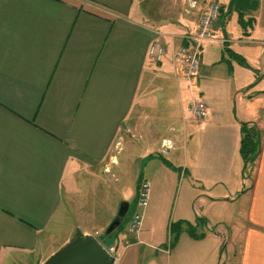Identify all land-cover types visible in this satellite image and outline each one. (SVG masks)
<instances>
[{
	"label": "crops",
	"instance_id": "0c3cea01",
	"mask_svg": "<svg viewBox=\"0 0 264 264\" xmlns=\"http://www.w3.org/2000/svg\"><path fill=\"white\" fill-rule=\"evenodd\" d=\"M146 1L0 0V264H42L79 232L101 240L124 202L116 147L176 157L158 130L175 129L169 103L182 108L167 83L178 89L171 52L187 42L166 36L160 62L148 50L157 32H194L200 16L174 20ZM224 16L222 6L216 28ZM205 103L207 117L194 122L217 135L222 157L202 149L185 164L192 209L186 232L175 234V264H264V87L236 97L235 110L229 100ZM242 123L261 137L249 173L240 164ZM154 169L139 181L151 184ZM156 226L145 236L144 218L136 235L119 231L114 264H163L167 252L154 255L145 238L154 240Z\"/></svg>",
	"mask_w": 264,
	"mask_h": 264
},
{
	"label": "rangeland",
	"instance_id": "374dc122",
	"mask_svg": "<svg viewBox=\"0 0 264 264\" xmlns=\"http://www.w3.org/2000/svg\"><path fill=\"white\" fill-rule=\"evenodd\" d=\"M205 1L200 0V5ZM207 1H215L222 5L225 16L222 20L223 24L214 30L216 40L204 43L200 50V57L205 66L189 81L188 77L181 72L182 66L179 65L178 89L174 81L167 83L174 93L180 95L182 108L179 100L169 103V97L173 95V92L169 97L167 95V102L173 115L171 123L175 125V129L169 131L164 126H160L158 132L160 131L161 136L173 140L171 146H176V157L170 162L167 161L170 157L168 152L163 155L157 154L156 148H151L147 150L148 153H145L144 150L147 147L140 149L142 146L137 147L135 151H128L125 148L121 150L120 145L113 151V155L117 154L121 161V165L116 170L118 183L122 185L125 192V194L122 193V197L129 204L128 214L135 207L137 182L144 171H147L149 167H155L150 179L149 206H147L149 211L146 216L144 215L145 236L151 234L153 224L157 226L154 231V240L149 241L147 237L145 238L153 245L151 251L154 255L160 250L167 252L163 257V264H175L174 250H172L176 242L175 234L178 231L181 234L186 232L188 227L186 220L192 209L191 205L188 206L189 178L185 173V164L199 159L202 149L206 150V155L214 160H220L222 157V153L218 152L217 143L214 142L217 135H209L210 132L199 127L200 123L185 118L189 115L186 110L189 102L192 99L229 100L235 110L236 97H248L264 87V81L262 84L254 85L264 75L261 73L264 66V0ZM186 3L187 0L186 2L185 0H149L143 5L160 9L162 14L174 20L183 16H190L192 20L198 19L201 13L196 10V14L188 15L186 10L189 7ZM169 72L171 75L174 73L171 69ZM238 90H241V93L237 96ZM240 161L243 162V160ZM242 162H240L242 168L247 166L246 171L249 173V165ZM166 172L169 177H164ZM121 201L123 199L120 193H115L114 203L118 204ZM211 203L214 202L210 199L208 204ZM120 231H122L118 235L120 239L128 235L125 220L120 225ZM118 232H113L112 236L104 233L100 241L104 246H111ZM223 248L225 243L222 244L221 249Z\"/></svg>",
	"mask_w": 264,
	"mask_h": 264
},
{
	"label": "built area",
	"instance_id": "2783aa9c",
	"mask_svg": "<svg viewBox=\"0 0 264 264\" xmlns=\"http://www.w3.org/2000/svg\"><path fill=\"white\" fill-rule=\"evenodd\" d=\"M200 0H188L187 13H192L194 9L199 8ZM221 6L218 2L207 1L206 7L201 12L197 29L191 33H183L180 35L164 34L157 32V39L150 45L148 54L156 62L163 61L168 55V45L164 41L166 36H169L174 41L179 36L187 44H180L173 47L171 52V62L174 66H182V71L188 78L196 75L200 69L202 60L200 57V50L204 43L215 41L214 30L217 22L221 16ZM190 117L198 122L203 121L208 115V109L205 101L192 99L188 106ZM119 145V144H118ZM150 182L146 179H141L137 187V199L135 201L134 210L131 212L128 222L127 230L129 235H136L142 225L144 213L149 203L150 196ZM107 253L117 261V249L115 245L106 247Z\"/></svg>",
	"mask_w": 264,
	"mask_h": 264
},
{
	"label": "water",
	"instance_id": "95a60500",
	"mask_svg": "<svg viewBox=\"0 0 264 264\" xmlns=\"http://www.w3.org/2000/svg\"><path fill=\"white\" fill-rule=\"evenodd\" d=\"M128 210L129 204L122 202L117 216L106 231L107 235L122 224ZM42 264H114V259L96 238L79 232Z\"/></svg>",
	"mask_w": 264,
	"mask_h": 264
},
{
	"label": "trees",
	"instance_id": "16d2710c",
	"mask_svg": "<svg viewBox=\"0 0 264 264\" xmlns=\"http://www.w3.org/2000/svg\"><path fill=\"white\" fill-rule=\"evenodd\" d=\"M242 139L240 145V153L244 160V164L249 165L250 163L254 162L259 154H260V146H261V137L260 132L254 131L249 124L242 123ZM247 166L244 167V171H246ZM131 213L127 214L125 217V221L128 222V218ZM124 222V221H123ZM122 222V223H123ZM120 231V226H118L114 232ZM107 235V234H106ZM107 236H112L108 234Z\"/></svg>",
	"mask_w": 264,
	"mask_h": 264
}]
</instances>
